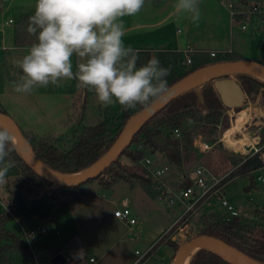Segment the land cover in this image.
<instances>
[{
	"label": "rangeland",
	"instance_id": "374dc122",
	"mask_svg": "<svg viewBox=\"0 0 264 264\" xmlns=\"http://www.w3.org/2000/svg\"><path fill=\"white\" fill-rule=\"evenodd\" d=\"M174 2L175 0H145L140 12L135 16L122 18L123 22L127 26L140 17L154 20L161 10L166 12L173 9ZM35 3L36 0H8L1 8L0 102L23 131H32L38 138L51 136L58 146L69 148L74 143L73 135L76 130L100 122L105 118L106 111L115 112L120 105L107 108L101 106L94 92L77 89L76 81L65 80L57 86L49 84L47 87H37L27 95L17 94L12 90L13 82L22 75V70L14 61L26 55L30 48L15 44L16 24L14 23L23 13L33 12ZM199 7L201 17L198 26L186 15L172 14L160 25L131 30L124 36V42L126 45H133V41L142 40L140 44L152 46L153 42V47H156L160 45L161 39L168 38L172 42L180 40L185 50L199 48L205 51L229 50L232 46L243 58L252 61L259 59L264 53L261 34L242 30L239 20L231 19L229 9L221 0H199ZM10 18L14 23L9 21ZM208 58L212 60L209 56ZM73 60L75 61V57ZM237 74L231 73L230 76L240 81ZM214 95L225 110L226 107L222 104L218 93L215 92ZM241 108L239 111L228 109L226 112L231 128L237 120V113L246 111L248 117L239 131L249 136L250 144L246 147V152L233 151L225 146L222 141L225 131L220 128L205 133L195 132L190 141L184 140L183 135H176L177 141L171 143L169 149L172 152L179 151L181 162H172L162 156L163 163L171 167L165 180L171 184L173 177L188 174L197 165H203L212 176L223 177L233 169V158L243 160L255 154V149H259L258 152L264 156V149H261L264 147V88L256 95H247V101ZM198 138L214 144V147L208 152H200L194 142ZM214 140L217 141L213 142ZM185 148H188L187 151H184ZM123 162L127 165V174L136 170L143 173L142 170L146 169L142 161L140 168L126 157L123 158ZM117 168L122 170V167ZM259 175L264 176V168L251 175H238L228 181L223 188V196L240 211V218L243 221L251 218L258 221L264 214V182L258 179ZM102 180L112 181L111 175L106 174ZM130 180L133 179L130 177ZM99 182L95 179L82 186L84 195L80 202L73 201L68 206L60 207L52 201L49 218L58 223L61 235L56 236L53 233L51 237L43 238L40 246L49 249L55 247L59 241L66 242L78 238L87 252L96 257L93 264H173L179 246L197 236L202 217L199 210L205 203L198 207V212L192 215L184 226L180 225L183 226L182 229L175 227L168 234V239L178 245L176 249L170 247L164 239V242L157 245L146 258L141 260L140 255L146 254L171 225L175 224L173 222L182 214V206L179 204L170 206L168 202L150 194L136 180L134 182L138 184L134 187L126 181L109 183L107 186ZM188 182L191 183L190 180ZM124 198L129 199L132 214L136 217L134 225H127L114 216V210L121 207ZM1 199L4 200V204L0 206L1 210L11 208L9 194L0 187V201ZM210 200L211 207L216 209L219 206L223 210L216 197ZM258 210L262 212L261 215H256ZM39 220L42 219L33 218L30 224L38 223ZM22 222L29 225L25 220ZM7 228L13 233H18L14 219L7 222ZM136 250L139 253H136Z\"/></svg>",
	"mask_w": 264,
	"mask_h": 264
},
{
	"label": "trees",
	"instance_id": "16d2710c",
	"mask_svg": "<svg viewBox=\"0 0 264 264\" xmlns=\"http://www.w3.org/2000/svg\"><path fill=\"white\" fill-rule=\"evenodd\" d=\"M7 1L0 0V11L7 4ZM32 14H34V11L23 13L14 23L16 24L14 31L15 44L19 47L31 46L34 42V37L26 31L28 17ZM261 46L264 48L262 43ZM139 51L140 60L137 66L155 56L161 61L163 66L171 68V75L167 78L170 86L194 70L211 62L244 59L234 50L221 54L215 60L209 59L206 51L195 50L190 54L193 60L192 65H187L184 63L185 55L183 51H152L146 49ZM255 61L264 65V53ZM237 76L247 95H256L264 88V80L259 77L246 73H239ZM214 89L213 82L208 80L185 90L173 98L143 123L134 135L131 144L123 150L116 161L112 162L100 176L89 179L87 182L98 179L99 183L107 186L109 183L126 181L130 182L129 185L131 187H134L139 182L141 187L156 196L153 180L146 175L147 170H142L143 173L136 170L127 174V165L124 164L123 158H128L140 168V162L143 158L150 156L154 157V165L157 166L159 162L155 158L161 152L160 159L165 156L172 162L180 163L181 156L179 151L172 152L169 149L171 143L173 144L177 141L175 140V129L180 130L184 140L190 141L193 134L198 131L205 133L208 130H218L220 128L225 131L230 128L229 116L213 95ZM198 92L202 93L203 100L199 98ZM240 109L236 110L239 111ZM140 110L142 109L124 110L119 106V109L115 112L106 111L105 118L100 122L83 126L81 130H76L73 135L74 143L69 148H61L51 136L38 138L32 131H23V133L44 164L55 171L72 174L96 163L114 144L125 125H127L129 118ZM0 112L8 114L1 102ZM188 117L193 119L194 122L192 124L187 122ZM216 141L214 140L213 142ZM12 147L14 150L10 158L16 164L8 173V183L5 185V190L10 198L11 212L0 210V264H35L29 247L18 233H13L7 228V222L14 218L13 215L20 220H25L28 224L33 218L48 219L51 214L52 201H55L60 207L68 206L73 201H82L81 199L84 195L82 186L87 182L76 186H54L29 167L19 152L16 142H14ZM187 149L185 148L184 151H187ZM261 149H264V147ZM174 153L176 154L172 155ZM232 163L234 167L222 179V184H226L238 175L250 174L252 171L264 167V158L260 152H256L243 160L233 158ZM115 166L122 167V170ZM106 174L111 175L112 181L102 180ZM130 177L133 180H130ZM134 180L137 182H134ZM185 183L186 185L191 184L188 180ZM204 203V206L199 210L202 217L200 219L201 227L197 236L204 235L219 239L253 260L264 263V214L261 217L262 219L258 221H255L254 218L243 221L240 216L233 218L231 221H225L223 219V210L214 209L209 204V201ZM261 214L262 212L259 210L256 213V215ZM189 217H192V215ZM170 232L172 230L167 231L149 249L144 258L157 245L164 242V239L170 247L176 249L178 245H175V241L168 239ZM49 249L52 256L61 249V246L58 243L55 247H50ZM188 264L232 263L215 252L201 248L191 255Z\"/></svg>",
	"mask_w": 264,
	"mask_h": 264
},
{
	"label": "clouds",
	"instance_id": "9594fccd",
	"mask_svg": "<svg viewBox=\"0 0 264 264\" xmlns=\"http://www.w3.org/2000/svg\"><path fill=\"white\" fill-rule=\"evenodd\" d=\"M145 0H36L26 31L34 37L28 53L14 61L22 75L13 82L17 94L37 87L76 81L84 92H94L101 106L119 104L124 110L151 111L169 100L171 68L152 56L139 64L140 51L126 45L124 17L135 16ZM173 15H186L198 26L199 0H175ZM75 57V61L73 58ZM187 122L192 124L191 117ZM15 136L0 127V187L15 167L11 159Z\"/></svg>",
	"mask_w": 264,
	"mask_h": 264
},
{
	"label": "built area",
	"instance_id": "2783aa9c",
	"mask_svg": "<svg viewBox=\"0 0 264 264\" xmlns=\"http://www.w3.org/2000/svg\"><path fill=\"white\" fill-rule=\"evenodd\" d=\"M221 1L229 9L231 19L237 18L239 20L242 30L255 34L259 32L261 34V43L264 46V1ZM9 21L13 22L12 19ZM195 50L197 49L188 48L182 50L185 55V64L192 65L193 60L190 54ZM231 51L209 50L207 53L213 59ZM174 134L181 136L179 129H175ZM194 142L202 153L208 152L214 147V144L205 141L203 138L195 139ZM258 150L255 149L256 152ZM154 162L155 160L150 156H146L142 160L143 165L147 169L146 175L153 180L156 196L168 202L170 206L179 204L183 208L182 214L175 221V224L171 225L168 231L173 230L175 227L182 229L188 222L189 216L196 214L201 204L208 201L211 204L210 199L212 197H216L221 208H223V219L225 221H231L233 218L241 215L240 211L233 204H230L222 194L223 186L225 185L222 184V179L225 176H212L203 165H197L188 174L185 173L180 177H173V183L170 184L165 180V177L170 173L171 167L166 163H159L155 166ZM258 178L264 182V176H259ZM187 179L191 181L190 185H186L185 181ZM7 211L11 212V208L7 209ZM114 216L127 225H134L136 223V217L132 214L128 201L114 210ZM13 217L18 224V234L29 247L35 264H93L96 261V257L87 252L78 238H73L66 242H59L61 249L55 255L51 256L50 250L40 246V242L45 237H51L53 233L56 236L61 235L58 223L48 218L42 219L38 223L25 225L18 217L14 215ZM181 224L183 226L180 227ZM136 253H139V251L137 250ZM58 254L64 257L63 262L53 263L52 259ZM146 254H141L139 258L142 260Z\"/></svg>",
	"mask_w": 264,
	"mask_h": 264
},
{
	"label": "water",
	"instance_id": "95a60500",
	"mask_svg": "<svg viewBox=\"0 0 264 264\" xmlns=\"http://www.w3.org/2000/svg\"><path fill=\"white\" fill-rule=\"evenodd\" d=\"M218 71L224 73L213 76L211 80L213 81V87L218 93L222 104L224 107L230 109H240L246 103L247 95L241 83L236 78L231 77L230 74L246 73L257 77L255 74L256 72L264 74V65L248 59L235 61L223 60L209 63L194 70L171 85L173 95L169 100L156 104L151 111L140 110L133 114L111 148L100 157L96 163L76 173H61L44 164L34 151L30 142L25 138L23 130L10 115L0 112V127H6L14 134V142H16L19 152L35 173L51 182L54 186H76L83 182H87L89 179L100 176L112 162L118 159L123 150L131 144L134 135L138 132L143 123L152 117L156 111L185 90L198 85L199 83H196V81ZM198 95L199 98L203 100L202 93L198 92ZM74 174L77 175L75 176ZM201 248L217 253L232 264H264L242 254L231 245L219 239L204 235L195 236L182 243L176 252L173 264H183L188 253L191 252V257L196 250ZM63 258L61 254H58L52 259V262L62 263Z\"/></svg>",
	"mask_w": 264,
	"mask_h": 264
},
{
	"label": "crops",
	"instance_id": "0c3cea01",
	"mask_svg": "<svg viewBox=\"0 0 264 264\" xmlns=\"http://www.w3.org/2000/svg\"><path fill=\"white\" fill-rule=\"evenodd\" d=\"M165 10H161L160 12H159V14H158V16L154 19V20H149V19H146V18H144V17H140V18H136V19H134L133 20V23H131V24H129V25H127L126 26V28H127V32H126V34H128L131 30H134V29H143V28H145V27H152V26H156V25H160V24H162L170 15H172L173 14V9H169V10H167L165 13ZM11 19V18H10ZM9 19V20H10ZM13 23H14V21H13ZM251 33V32H250ZM253 33V32H252ZM161 41V43H160V45H156V47L154 46L153 47V42L151 43L152 44V46L151 45H145L144 43H141L140 44V42H143L142 40H140L139 42H135V41H133L134 42V44L133 45H131L133 48H135V49H138V50H142V49H146V50H152V51H165V50H170V51H181V50H183V49H185L182 45H181V43H180V40L179 41H177V40H175V41H170L168 38H163V39H161L160 40ZM138 46H140V47H138ZM197 49V48H196ZM197 50H204V49H197ZM211 50V49H210ZM212 50H216V49H212ZM229 50H234V48L231 46V48H229ZM205 51V50H204ZM209 51V50H208ZM235 52H236V50H234ZM207 52V51H206ZM245 59V58H244ZM212 60H214V59H212ZM214 62H217V61H214ZM211 63H213V62H211ZM235 78V77H234ZM212 81V80H211ZM213 82V81H212ZM240 82V81H239ZM213 92L215 93L216 92V90L214 89L213 90ZM214 93H213V95H214ZM217 93V92H216ZM247 95V94H246ZM215 96V95H214ZM228 109H230V108H227L226 107V109H225V111L226 110H228ZM161 154H158L157 156H156V158L155 159H158V162L160 163V164H163V160H161L160 158H159V156H160ZM262 157L264 158V156L262 155ZM234 167V166H233ZM262 168H264V167H262ZM261 169V168H260ZM260 169H258V170H260ZM257 171V170H256ZM253 172H255V171H252L251 173H250V175L253 173ZM259 176H263V175H259ZM258 176V177H259ZM259 179V178H258ZM226 185V184H225ZM224 185V186H225ZM224 186H223V188H224ZM4 189V191H5V185L4 186H2L1 187V189ZM128 201V203L130 202L129 201V199L128 198H124L123 199V203L124 202H127ZM122 203V204H123ZM2 204H4V200H2L1 199V201H0V206L2 205ZM215 209V208H214ZM218 209H220V207L218 206V207H216V210H218ZM0 210H1V208H0ZM178 218V217H177ZM12 219H14V221H15V218H12ZM35 219V218H34ZM22 221V220H21ZM39 221H41V220H39ZM176 221V220H175ZM15 223L17 224V222L15 221ZM173 223H175V222H173ZM17 229H18V224H17ZM59 242H62V241H59ZM137 251V250H136Z\"/></svg>",
	"mask_w": 264,
	"mask_h": 264
},
{
	"label": "bare ground",
	"instance_id": "6f19581e",
	"mask_svg": "<svg viewBox=\"0 0 264 264\" xmlns=\"http://www.w3.org/2000/svg\"><path fill=\"white\" fill-rule=\"evenodd\" d=\"M224 72L218 71L216 73H212L207 75L206 77L201 78L200 80L196 81V83H203L205 81L210 80L213 76H217L219 74H222ZM257 77L264 80V74L256 72L255 73ZM246 111H240L237 113V120L234 123V125L231 128H228L223 133L222 141L224 142L225 146H228L229 149L233 151H241L246 152L248 144H250L249 136L248 134H241L239 133L240 129L242 128L243 122L246 120ZM75 176L77 174H74ZM73 175V176H74ZM190 253H188L187 257H185V261H183V264H188L190 260Z\"/></svg>",
	"mask_w": 264,
	"mask_h": 264
}]
</instances>
